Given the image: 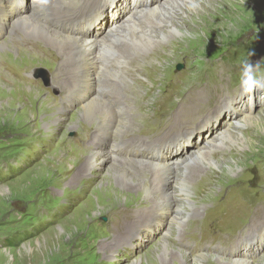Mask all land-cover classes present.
<instances>
[{
    "label": "rangeland",
    "instance_id": "obj_1",
    "mask_svg": "<svg viewBox=\"0 0 264 264\" xmlns=\"http://www.w3.org/2000/svg\"><path fill=\"white\" fill-rule=\"evenodd\" d=\"M109 1H100L93 14L97 12L98 17L106 13L104 9L113 4ZM85 2L88 0H61L60 6L69 13L66 20L76 19ZM136 2L143 5L146 0H128L126 6L132 9ZM210 2L216 7L202 5L203 0L198 4L202 9L190 5L185 11L187 17L176 13L171 25L179 34L171 36L176 39L170 40L173 45L164 42L147 54L120 61L116 55L107 60L101 76L94 72L96 83L93 81L90 96L108 102L114 119L129 124L117 141L104 135V129L112 125L107 113L96 116L104 129L74 122L83 95L68 97L73 88H68L69 70L58 74L62 58L56 51L34 39L39 42L37 46L51 53L49 58L30 46L34 43L22 39L17 30L8 34V25L1 27L0 42L7 44L8 55H0V264H171L178 261L180 253L190 258L204 255L205 264H214L210 257L228 261L244 250L253 264H264V139L260 138L261 134L264 138V127L257 130L235 125L241 114L264 120V0ZM31 6L32 0H24L18 11ZM138 17L147 21L143 15ZM113 18L111 13L105 28H116ZM147 29L154 34L160 32L152 26ZM36 69L46 72L52 83L32 78L31 72ZM57 76H62L58 89L53 83ZM253 77L263 84V91L254 94L255 86L241 90L244 80ZM216 83L223 84L213 85ZM227 90L236 98L225 107ZM197 94L200 102L186 105L185 99L193 100ZM220 101L223 104L214 107ZM64 103L69 105L66 120H58L53 108L62 109ZM223 109L227 114L220 117ZM210 112L218 125L213 126L214 122L206 129L199 123L197 129H206L205 134L196 135L193 142L186 139L191 149L176 148L168 154L178 156L165 154L161 160H147L149 147L161 144L159 149H164L162 143L172 136V130L183 128L184 132L191 122L202 118L204 122L205 114ZM224 129L243 136L245 141L257 142L258 147L256 152L241 155L242 163L238 164L229 157L230 152L209 154L223 172H216L214 178L202 173L191 177L189 192L196 213L189 216L183 232H174L169 238V213L147 211L142 197L132 204L104 190L107 182L103 178L112 160L121 159V166L129 169L134 167L133 158L149 163L172 161L179 166L201 141L207 142ZM101 136H105L102 151L107 152L108 159L101 160L87 175H77L76 169L86 160L88 144H97ZM75 161L79 165L73 168ZM129 173L133 178L137 176L135 179L139 176ZM203 181L215 182L211 191L203 190ZM172 183L165 190L169 187L170 191ZM127 206L130 210H122ZM260 231L262 234H258ZM114 234L117 240L105 248ZM164 240L168 243L166 253L160 247Z\"/></svg>",
    "mask_w": 264,
    "mask_h": 264
},
{
    "label": "bare ground",
    "instance_id": "obj_2",
    "mask_svg": "<svg viewBox=\"0 0 264 264\" xmlns=\"http://www.w3.org/2000/svg\"><path fill=\"white\" fill-rule=\"evenodd\" d=\"M92 1H94V4ZM100 1L102 0H88V2H85L80 8V10H83L82 16L78 19L76 18L71 21V19L66 20V18L69 17V13H67V10H64L60 6L61 0H32V6L30 9L28 8L29 10L27 8H24L23 10L21 9L22 11L20 10L18 12L15 11L17 9L19 10L21 3H24V0H0V25H2V28L3 26L6 27L8 25L9 27L8 30L9 33L7 32L8 34H13L14 31L17 30L18 34L24 37L22 39L34 43L31 44L30 46L39 50L42 54L46 55L49 58L51 57V53L45 50L44 48L37 46L39 42H37L36 40L48 44L50 47H47L46 49H51L56 51L58 56H61L62 58L61 60L62 65L60 64L61 67L58 68V74L60 73L64 74V72H67L69 70V76L66 74L69 80L71 79L68 88L71 85L73 86V88L69 89L70 95L68 97L71 98V96H73L74 94L79 97L80 95H83V99H81L82 96L80 98V107L78 111H76V114L74 115L73 118L74 122L76 123L83 122L91 127L92 125L93 126L96 125L95 127L97 129L99 128L102 129L104 126L103 127L101 126V123L98 122L96 116L97 115L99 116V114L103 115L104 113H107V115L109 114L112 118V125L109 126L110 128H106V129L103 128L105 132L104 135L108 137L106 139H114L115 141H117L121 139V137L123 136L122 131L125 130L126 128H129V124H127L128 123L127 121H123V120L119 121L114 119L115 117L113 113L109 111L110 107L107 104L108 102L106 103V101H102L103 99H99L96 95L92 97L90 96V90L91 88L94 87V82H93L95 81V79H93L94 72H97V74L101 76L102 69H106L108 66L107 60L112 59L116 55H119L118 61H120L123 58L128 59L132 55L138 56L140 54H145V53L147 54L148 52H151V50L157 49V46H159L160 44L162 45V43L164 42L172 44L170 40H176V39L172 38L171 36L173 34H179V31L178 29L175 28V26L172 27L171 20L174 19L176 13L177 14L180 13L183 18L187 17L185 11L189 10L190 5L195 4L200 9H202L203 8L202 5L205 4L206 5L211 4V6L213 7L216 6H214L210 2V0H205V3L202 5H198V4L202 3L203 0H146L145 4L142 5L136 2L134 3V7H132V9H129L126 6V2L128 0H110L109 3L113 1V4H109V6H107L104 9L106 13H103L102 15L98 16L92 22V24L89 25L88 30L84 31L83 34L77 33L76 31L69 34L66 28H63V26L59 25L60 21H65L64 22L65 26L69 27L72 22L80 20L85 16L89 17L90 15H93L94 8H96L97 4ZM222 2L223 0H221V3ZM90 6L92 8H90ZM185 7L186 9L184 11L181 10ZM193 12L196 13L195 10ZM111 13L114 17L113 21L117 25L116 28L113 30L109 28H105L106 22H108L109 20L108 18ZM141 15L145 16L147 21L142 20L141 17H138ZM196 15L199 17V19L201 18V15H198L197 13ZM53 18L58 20L57 24H54V26L57 27L56 30L51 28V26H49L48 24L50 20H52ZM148 26H152L154 28L156 27V30H160L161 33L160 32L158 34L152 33L147 29ZM60 27H62V30ZM16 39L18 38L16 37L15 40ZM119 45L121 47L120 50H116L118 49L116 47H118ZM6 48H8L7 44L0 42V55L2 56L8 55ZM12 49L15 50L13 46ZM118 61L116 62L112 61V62L117 63ZM73 66L75 67L69 68ZM31 73H32L31 77L34 79H42L43 83H52V80L49 78L46 72L36 69L33 70ZM106 75L108 74L106 73ZM56 79H58V76L56 77ZM60 82L62 83V76H60L59 79L56 80V82H53L56 89H58L59 86L61 87ZM252 86H255V81L253 78L250 79L248 82H245L241 90L245 88L246 89L252 88ZM190 96L192 97V95ZM234 98H236V96ZM234 98L225 99L224 106L227 107L228 105L232 104L234 102L233 101ZM183 99H185V97ZM185 100L187 102L186 105L190 104V106L191 105L194 106L197 101L200 102L199 95L198 97H194L193 100H191L190 97L189 99H185ZM249 103L252 104L250 101ZM68 107L69 105L64 103L62 109H57L56 107L53 108L54 113L56 114V119L66 120L65 117H66V112L68 111L67 110ZM186 109H190V108L187 106ZM119 112L120 110H118V113ZM207 115H211V112ZM207 115L205 116L204 122L203 120L199 122L205 125L206 129H208L211 126L210 124L211 120H215L214 122H217V119L213 117L214 115H212L210 119L208 118ZM198 124L195 125L193 128L182 132V134H180L182 131L181 128L179 130L177 129L172 130L171 133L175 134V136L169 138L167 141L169 140L172 141V143L174 144V149L176 148L181 149V145H179V140L184 139L186 142V139L187 138L191 139V135L195 133H197L199 136L205 134V131H203L201 128L197 129ZM235 125L237 128L239 127L245 128V126L243 125H249L251 127L256 128L257 130H260L263 129L264 127V120H262L261 118H257V119L254 117L252 118L247 114L244 115L241 114L240 117L235 120ZM187 133H189L188 136L186 135ZM183 134H185L187 137L182 138ZM105 136H101L99 139H97L98 143L95 145H93L94 144L93 141L90 142V144H88L90 148L87 153L86 160L79 169L78 168L76 169L77 175L79 174L87 175L89 172H91L93 169H95L98 166L101 160L108 159L107 152L102 151L101 140ZM261 136L262 137L260 138L264 139L262 134ZM257 139L259 138L257 137ZM242 140H244L243 136L232 135L230 132H227L224 129L216 136L214 137L211 136V138L207 142L201 141L198 147L194 151H192L191 154L189 153L188 156L184 158V160H181L179 166L171 164L172 161L171 162L153 161L149 163L147 161L141 162L140 160L138 161L133 158L132 160L134 161L132 162L134 167L132 166L133 168L129 169L125 166L124 167L121 166V162H122L121 159L120 161L114 159L107 166V171L103 178V181L107 182V187H105L104 190L107 191L108 193L113 192L118 196L117 198H124L129 203L132 204H136L137 202L136 199L142 197L144 199L145 204L148 206V209L146 208L147 211H155V212L165 211L164 215L169 213L170 216H168V222L171 233L170 236L168 237L170 238L172 237V234L174 235V232H181L184 229L186 223L189 222L188 220L189 216L194 212L196 213L195 211L196 208L192 207L194 203V199H190V192H189L191 177L195 178L197 175L200 176V174L202 173L204 174V176L211 175L214 178L216 172H220L222 174L223 168L219 164H216L209 155V154L212 155V153L215 152H223V151L224 153L230 152L229 157L232 158L233 160L235 159L234 160L235 164L242 163L239 162V158L241 157V155H244L247 151H250L251 153L253 150H255L254 152H256L255 146H257V142H251L249 140L247 141L244 140L243 142ZM165 143L162 144L164 145ZM158 146H161V144L152 145L149 148L151 149L153 147H158ZM171 150L173 149L169 148L162 150L160 153L154 154L151 157H149L150 156L149 154L147 160L148 161H152L155 159L161 160L162 156L170 153ZM168 156H178V154H168ZM77 165L79 164L76 161L74 162V164H71L73 168H75ZM227 167L229 168L230 171L231 166L228 165ZM129 170L131 171V173L132 172L137 173L139 174V176L140 175L141 176L140 177L138 176V178L135 179L137 176L136 177L134 176L135 178H133L130 175ZM143 174L147 175V178H145ZM170 182H173L172 189L169 191L168 190L169 187H168L167 190H165L166 185H168ZM214 183L215 182H211V181L210 182L203 181L200 184H202V188L205 187L203 190L207 192L212 190L211 186ZM112 185H114L116 188H113ZM157 195L160 196L158 197ZM179 195H182L181 199H177V196ZM174 203H176L175 206ZM177 203H179V205H177ZM129 208L130 206H127L122 210L124 211L130 210ZM112 211L109 213H113ZM115 212H117V210H115ZM141 213L143 212L141 211ZM195 215L196 214H194V216ZM136 220L138 221L140 219H136ZM254 228L255 226L252 229L254 230ZM122 229H124V225ZM262 232L263 231H260L259 233L262 234ZM263 235L264 234H262L261 237H263ZM116 240H117V236L114 234L113 237L110 239V243L106 244L104 247L106 248L107 245H111ZM253 241H256V239L250 241V245L251 242ZM167 246H168L167 240L160 242V247L162 248V251H164L165 253L166 250H168ZM236 254L237 255L235 257L233 256L234 257L233 259L228 261H223V259L219 257H214V258L210 257V258L213 259L212 261H214L213 262L214 264H253L250 260H248L250 255L248 251L246 250H244L243 252L238 251ZM189 260L193 262H189ZM206 260L207 259H205L204 255L199 254L195 258L194 257L190 258L180 253L178 261L174 260L172 261L173 263L171 264H177V263L205 264L204 261ZM261 260L264 261V256L261 258Z\"/></svg>",
    "mask_w": 264,
    "mask_h": 264
},
{
    "label": "water",
    "instance_id": "obj_3",
    "mask_svg": "<svg viewBox=\"0 0 264 264\" xmlns=\"http://www.w3.org/2000/svg\"><path fill=\"white\" fill-rule=\"evenodd\" d=\"M177 69L179 70V69H180V67H177Z\"/></svg>",
    "mask_w": 264,
    "mask_h": 264
}]
</instances>
